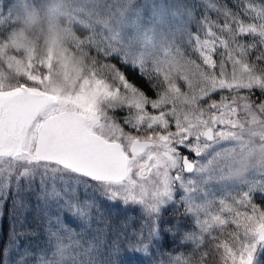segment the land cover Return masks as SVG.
Returning a JSON list of instances; mask_svg holds the SVG:
<instances>
[{
  "label": "snow or ice",
  "instance_id": "obj_1",
  "mask_svg": "<svg viewBox=\"0 0 264 264\" xmlns=\"http://www.w3.org/2000/svg\"><path fill=\"white\" fill-rule=\"evenodd\" d=\"M11 5L6 14L0 9V25L10 29ZM233 5L203 0L197 17L185 0H72L75 35L60 60L33 53L20 65L9 31L0 39V219L11 199L0 264H25L33 255L36 264H100L105 247L107 264H125L119 259L125 255L150 257L153 249L159 254L162 212L170 205L176 219L163 231L180 233V243L192 249L164 253L166 264H205L210 253L201 248L217 241V232L229 237L213 245L222 264H261L264 207L254 195H264V180L245 184L258 169L264 175V162L239 184L226 173L243 110L264 114V0ZM75 53L82 64L70 70ZM113 57L138 71L154 98L109 62ZM257 90L261 97L253 99ZM226 91L230 97L201 107ZM117 111L124 112L122 122ZM101 201L138 207L139 223L129 215L116 231ZM33 211L46 237V249L36 254L21 249L37 235L26 222ZM181 216L192 218V229H181Z\"/></svg>",
  "mask_w": 264,
  "mask_h": 264
},
{
  "label": "clouds",
  "instance_id": "obj_2",
  "mask_svg": "<svg viewBox=\"0 0 264 264\" xmlns=\"http://www.w3.org/2000/svg\"><path fill=\"white\" fill-rule=\"evenodd\" d=\"M11 7L14 26L7 42L19 50L16 59L20 65L33 53L41 58L51 55L54 60L64 57L75 35L72 0H12ZM68 63L70 70L80 66V54H70ZM233 142L236 152L226 175L239 182L256 163L264 162V114L254 107L245 108L234 129Z\"/></svg>",
  "mask_w": 264,
  "mask_h": 264
},
{
  "label": "rangeland",
  "instance_id": "obj_3",
  "mask_svg": "<svg viewBox=\"0 0 264 264\" xmlns=\"http://www.w3.org/2000/svg\"><path fill=\"white\" fill-rule=\"evenodd\" d=\"M103 2V0H102ZM144 0H136L137 4H141L143 3ZM186 3H189L191 5L195 6V14L197 17H200L203 12H204V7H203V0H185ZM211 2L213 3H220V4H227L229 7H233V0H211ZM256 2H262V0H256ZM11 4V0H0V9H2L5 14L7 12V9L9 8ZM209 15L215 17V13L211 12L209 10ZM10 27L7 25H0V39H2L4 36L7 35V32L10 31ZM193 30H195L193 28ZM78 34L81 35V37H83L84 35H86L87 33L85 32V30L83 29H79L78 30ZM185 50L188 51L187 46L185 45ZM93 55L95 54L94 52L92 53ZM193 59H197V54L195 53H189ZM217 59V61L219 62V56L217 55L215 57ZM111 63L117 64V66L124 71V68L127 67L123 64H121L119 62V59L116 57H113L110 59ZM199 62V60H198ZM128 68V67H127ZM130 69V68H129ZM229 70H230V66H229ZM135 71L136 73L139 74L138 71L136 70H132ZM218 71V69H217ZM130 81V80H129ZM21 83H28L31 84L32 82L30 81H26V78H21L20 80ZM132 82V81H130ZM179 86L182 88V90L184 89V84L182 81H179ZM153 90V89H152ZM144 91V90H143ZM146 95H148L149 97H153L155 96V92L154 90L152 92H146ZM231 92H216L214 93L210 98H206L204 101H202L201 103V107H206L212 100H219L220 97L222 95L224 96H231ZM261 97V93H259V91L257 90L255 95L252 97L253 99H259ZM116 117L118 120H120L122 122V118L124 116V112L122 111H117L115 113ZM126 131L129 129H125ZM174 131V127L171 129ZM185 150V152L189 153L191 158L197 159L194 156V153L181 148L180 152L182 153ZM245 179V178H243ZM247 182L245 184V188L247 187V185L249 184H254L256 181H260V180H264V175L261 174L260 170L258 169L256 172L251 173L250 175L247 176L246 178ZM239 182H233V184H239ZM227 190V189H225ZM222 190L220 191V195L224 194V191ZM179 197V193L177 194V199ZM254 202L257 203L258 206L260 207H264V195H261L260 193H256L254 195ZM31 203L35 204L34 201H31ZM101 204L104 207V210L106 212V214L111 218L112 220V226L115 227L116 231H120L119 228V223L122 219H124L125 217L132 215L137 217V221L136 223H139V218H140V212H139V208L138 207H129L127 209H124L121 207V205L119 203L117 204H109L106 201H101ZM11 206V199L8 200L7 204L4 206L3 209V217L2 219H0V226H2V229L4 226L7 227L8 230V226H9V221H8V212H9V208ZM174 210H176V205H170L169 207L165 208L162 212V219L160 221V228H161V235H162V240L165 239V242H167L168 247L164 246V243L162 242V244L160 245L159 248V254L157 252L156 249L152 250V255L150 257H141L140 260L136 261L137 256H123V257H119V259L123 260L125 262V264H153V261H159L161 259H163L166 262L168 261L169 257L167 255H163L164 253H171L173 256L177 253H185L184 248L186 246H189L190 248H192V245L189 243H185V244H181L180 243V233H177L174 237L171 236L170 234H167L163 231V229L168 226V225H172L176 219V216L174 215ZM178 211L182 212L183 209L180 208ZM33 215H34V211L33 212H29L27 214V225L29 228H32L34 230L37 231V235L36 236H32V237H28L26 241H22L21 243V249L23 250L24 246L27 245V247L29 248V250L36 254L39 253L40 250L42 249H46V237L45 234L43 232V228L40 227L39 229L36 228V222L33 219ZM181 220V229L182 230H190L193 228V221L191 217H180ZM65 222L69 224L70 227H72L74 230H76L77 232L80 231L81 225L79 224L78 221L73 220L71 217H69L67 214H65ZM231 230V226H229L228 229H226L225 231H230ZM218 237L217 241H214V243L209 246L208 241L204 244V246L201 248V251H205L207 250L208 252H213V245L215 243H218L219 241L222 240H227L229 239V237L225 234V235H221L219 232L215 233ZM7 238V234L3 235V239ZM114 239V233L112 230V227L109 228V234L107 237V241L110 244L111 241ZM3 245V240L0 239V247H2ZM172 245L174 247V250H171V246ZM50 251V250H49ZM186 254V253H185ZM261 264H264V251L261 252ZM98 261H100V264H107V261L109 260V256H108V249L107 247L104 248V250L100 253V255L97 257ZM113 259H115V257H113ZM214 259H217L219 262L218 264H222V262L219 259V254L214 255ZM205 263L206 260H205ZM25 264H36V256L33 255L31 257H28L27 260L25 261Z\"/></svg>",
  "mask_w": 264,
  "mask_h": 264
},
{
  "label": "trees",
  "instance_id": "obj_4",
  "mask_svg": "<svg viewBox=\"0 0 264 264\" xmlns=\"http://www.w3.org/2000/svg\"><path fill=\"white\" fill-rule=\"evenodd\" d=\"M124 72L126 73L127 78L132 81L136 86H138L139 88H141L142 90L146 91V92H152V88L150 87L149 83L147 82V80L142 77L140 74L136 73L135 71L130 70L129 68H124ZM162 242L164 243L165 247H168L167 242H165V239L162 240ZM214 243V241L208 240V244L209 246H211ZM171 246V250H174V247L172 245ZM192 248H190L189 246H186L184 248L185 253H189L191 251ZM210 253V252H209ZM218 253H213L211 252L209 254V256L206 258V262L205 264H218V260L214 259V255H216ZM132 264V263H131Z\"/></svg>",
  "mask_w": 264,
  "mask_h": 264
}]
</instances>
